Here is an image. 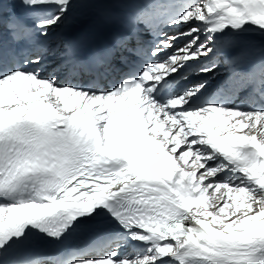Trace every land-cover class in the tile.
Segmentation results:
<instances>
[{"label":"snow or ice","instance_id":"6c2138e0","mask_svg":"<svg viewBox=\"0 0 264 264\" xmlns=\"http://www.w3.org/2000/svg\"><path fill=\"white\" fill-rule=\"evenodd\" d=\"M11 3L0 264H264V0Z\"/></svg>","mask_w":264,"mask_h":264},{"label":"bare ground","instance_id":"6f19581e","mask_svg":"<svg viewBox=\"0 0 264 264\" xmlns=\"http://www.w3.org/2000/svg\"><path fill=\"white\" fill-rule=\"evenodd\" d=\"M169 34H171V30L169 31ZM219 75L221 77H224L226 75V70L225 68L222 66L221 69H220V73ZM64 82V77H61L59 80H58V83H63ZM67 103H69V105L71 106L72 103L74 102H79L78 99L77 100H73L72 98H69L67 101ZM214 130V129H213ZM210 219V218H209ZM207 222V221H206ZM139 251V249L137 250Z\"/></svg>","mask_w":264,"mask_h":264}]
</instances>
